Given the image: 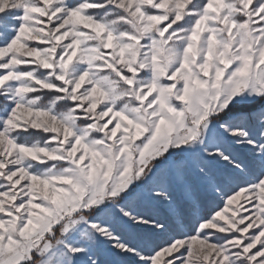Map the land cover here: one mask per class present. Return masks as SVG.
<instances>
[{
    "label": "snow or ice",
    "instance_id": "snow-or-ice-1",
    "mask_svg": "<svg viewBox=\"0 0 264 264\" xmlns=\"http://www.w3.org/2000/svg\"><path fill=\"white\" fill-rule=\"evenodd\" d=\"M0 264H264V0H0Z\"/></svg>",
    "mask_w": 264,
    "mask_h": 264
}]
</instances>
